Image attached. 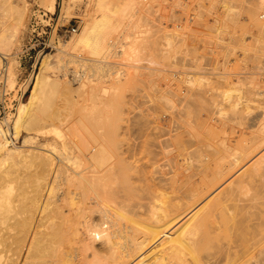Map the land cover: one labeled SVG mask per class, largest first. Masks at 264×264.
Instances as JSON below:
<instances>
[{
	"label": "bare ground",
	"instance_id": "6f19581e",
	"mask_svg": "<svg viewBox=\"0 0 264 264\" xmlns=\"http://www.w3.org/2000/svg\"><path fill=\"white\" fill-rule=\"evenodd\" d=\"M7 1L13 9V3L10 0ZM71 1L67 0L66 2L64 11L66 16L70 14ZM43 2L44 5L54 4V0H43ZM134 2L129 0L123 14L134 15L138 11L136 2ZM85 3L89 17L84 21L81 33L70 41L57 46V53L49 54L42 63L18 125L19 139L12 141L14 148L3 146L8 141V135L0 127V164L4 165V168L6 166L4 170L0 167L2 170L0 171V223L5 219V214L2 212L3 203L7 202L12 194L10 190L12 187L9 188L7 177L11 175L12 167L19 171L16 165H19L20 161L17 163L16 159L21 158L23 163L28 166L30 164L29 168L33 167L34 192L36 194L30 198H24L28 201H24V205H22L24 211L23 219L20 216L22 221L18 223L19 225H15L17 236H0V264H176L174 260L181 261V264H188L187 261L190 263V258L193 256L195 258L197 248H201L200 243L204 244L200 241L202 239L199 236H238L239 239V236L242 238L243 236L258 237V232L264 236L262 234L264 233L262 230L264 228V154L252 162L264 151V66L260 65V63H264V61L261 62L264 57V0H244L241 2V4L244 3L245 8H242L244 10H241L242 13H235L238 15V19L231 21L232 23L238 21L243 32L240 36L242 43H239V46L242 44L240 46L242 47V57L239 56L240 67L237 74L233 72L236 77H233L231 71L223 74L224 77L221 79L225 81V84L222 82L223 80L220 81L224 84L223 87H217L216 84L211 90L210 86L205 95L195 93L193 99L195 105L196 103L201 104L202 107L197 106L207 113L211 123L219 121V124L215 125L216 128L223 130L228 123L240 127V134L236 138L237 143L232 144L229 141L230 138L223 139L218 134L212 136L214 141L211 142V137H207L209 140L205 139L207 141L206 148H202L206 150L199 153V157H197L198 160L202 154L201 156L204 158L201 160L204 172L201 173L198 183L195 182L197 180L185 179L187 181L184 180V188L186 187L184 189L178 188L181 183L178 184L179 186L175 184L177 187H174L173 182H178L174 179L171 187L164 186L161 181L158 183L159 185L147 187L146 190L132 186L133 184L129 182L132 177L130 178L131 175L129 174V176L126 171L128 165L119 160L120 165L117 168V162H111L114 158L110 154V144L105 139L95 137L91 131L86 132L89 138H85L82 145H77L67 141L63 133H60L62 131L55 128L54 131H50L56 136L52 143L41 148L33 146L38 136L44 134L41 125L44 123L46 125L48 119H52L51 117L57 120L58 116L53 108L55 113L50 111L52 106L50 107L48 95H46L49 91L47 89L50 87L52 89L53 86L59 88L61 90L59 93L64 100L76 96L87 101L99 98L102 100V93L106 92L104 84L108 81L107 79L115 76V80H120V76L123 74L118 68L120 64L110 63L109 57H121V60H126L127 65L132 68L134 66L132 63L138 57L143 36L137 31L138 29H135V24H132V17L123 25L127 28L124 32L127 31L128 34L125 37L120 36L112 40L110 32L113 31L112 27L116 22L113 19H108L110 0H87ZM228 14L230 15V13ZM229 18L234 19L231 16ZM220 25L223 28L224 24L220 23ZM250 25L253 28L252 31L248 29ZM221 32L226 34L227 31ZM169 37L167 34L162 36L163 39H166L167 45L172 46ZM222 37L219 40L226 42ZM233 40L231 36V42ZM229 44L231 45V43ZM250 46L254 48L252 51L255 56L248 58ZM4 55L0 51V65L1 63L9 65L7 56ZM53 59H55L54 64L52 63ZM257 59L258 61H256ZM249 60L257 62V64L250 66L248 65ZM50 72L58 73L57 76L55 73L54 81L50 80ZM112 72L115 73L112 75ZM4 78L9 80L10 75L6 74ZM203 79L201 77L198 79L201 84H203ZM203 85L205 87V84ZM56 94L58 93L56 92ZM167 100L169 101L168 97L165 98V101ZM195 105L193 107L190 104L191 109H188V113L194 111ZM10 123V119H5L3 127L9 128ZM193 126L194 124L188 126L190 134L201 135ZM194 129L196 130L194 131ZM28 143L32 144L28 145L31 150L20 151L24 147L27 148L26 144ZM244 162H246L245 164L252 163L240 178L228 186L226 192L213 197L209 203L203 205L185 220L191 212L201 206V202L205 198L212 196L215 190L217 191L225 182L230 181L231 179L226 180L243 167ZM202 165L198 171L202 170ZM189 175L191 176V174ZM119 180L122 184L118 182ZM166 180H164L165 183ZM74 183L79 188L77 191L69 190L66 192L67 194L62 191L57 198L52 197L58 188L61 190L63 185ZM252 185L255 186L253 193H251ZM137 189L145 191L146 197L140 194L141 191L138 193ZM243 194H245V198L247 196L250 198L242 200ZM139 196L141 201H146L145 206L141 202L139 203ZM133 201L139 204H135ZM241 202L243 204H240ZM67 207L69 210L65 215ZM142 208H144V212L141 211ZM223 212H228L227 220L216 222L218 215ZM94 213L98 214V219L92 218L91 214ZM46 216L53 229L59 220L69 236H53L55 234H51L52 231L48 230L44 222ZM211 224L213 226L209 228ZM222 233H226V235ZM213 239L215 238L212 237L211 240ZM244 239H242L243 242ZM254 239L258 238L254 237ZM97 240L102 242L100 251L95 249ZM206 244L210 245V243ZM233 245L236 246V243ZM253 248L251 247L250 250L252 251ZM233 250L235 253L236 250L234 248ZM49 252H55V254L49 255ZM232 253L233 251L231 255ZM243 253L241 252V254ZM239 254L237 255L240 258ZM179 255L181 256L180 260L177 259L180 258ZM175 256L176 258L173 259ZM248 256L249 260L248 263L245 261L246 264H264V251L260 252L259 258L256 255ZM188 258L189 260H187ZM239 258L237 259L240 260ZM195 259L192 260L193 263H196ZM202 260L205 261V259ZM209 260L211 259H208V262ZM177 263L180 264V262ZM200 263L202 262L200 261ZM215 263L217 262L215 261Z\"/></svg>",
	"mask_w": 264,
	"mask_h": 264
},
{
	"label": "rangeland",
	"instance_id": "374dc122",
	"mask_svg": "<svg viewBox=\"0 0 264 264\" xmlns=\"http://www.w3.org/2000/svg\"><path fill=\"white\" fill-rule=\"evenodd\" d=\"M132 1H135L136 3H134L138 7V11L134 15L128 13L123 14L129 0H110L108 19H113L116 22L115 26L112 27L113 31L110 32L112 40L120 36L125 37V35L128 34L127 31L124 32L127 28L123 25L126 24L131 17L132 24L136 26L135 29H138L137 31L143 36L138 57L136 61L132 63V66L134 65L133 68L127 65L128 62L126 60H121V57H109L108 61L110 63L116 65L120 64L118 68L121 69L120 71L123 74L120 76V80H115V76L107 79L108 81L104 84L106 92L104 91L102 93V100L99 98L93 101H87L82 97H77L76 94V97L64 100L59 93L61 90L52 85L53 88L51 89L50 87L47 89V91H49H46V95H48L50 107L52 106L50 111H55L58 114L56 117L57 120L51 117L52 121L49 118L47 124H43L45 128L41 125L43 128L42 132H44L45 135L40 134L38 138L36 137L37 139L33 146L41 148L44 147V145L52 143V141L56 139L55 134L51 133L55 128L62 131L60 133H63L67 141L74 142L77 145H82L85 138H89V135L87 136L86 134L88 131H91L95 137L105 139L110 144L112 150H110V154L114 158H112L113 160L111 162H117V168L120 165V161L128 165H126V171H128V173H126L131 175L129 176L132 178L129 179L132 182L130 180L129 182L133 184V187L146 190L147 187L157 185L162 181V184L166 187H171L173 183L174 185L181 183L178 188H184L185 181L197 180L195 182L198 183L201 173L204 172V166L201 161L204 158L201 156L202 154H200L201 159L199 158L197 160V157H199V153L206 150L202 148H206L205 144H207V141L205 139H207V137H211V142L214 141L212 138L218 134L223 139L226 137V139L230 138L229 141L232 142V144H236V138L240 134V127L233 125V123H228L229 125L227 124L225 126L226 128L224 127L223 130L221 128H216L215 125L219 124V121L211 123L207 113L202 111V108L199 109L198 106H201V104L198 105L196 103L195 105L193 99L195 93H202L205 95L207 89H210V86L211 90H213L216 84L217 87H223L225 84V81L221 79L224 77L222 76L223 74L231 71L230 73H232L233 77H236L235 73L237 74L240 67L239 58L242 57V47H240L242 44L239 46V43H242L240 41V36H242L241 34L243 32L240 24L237 23L238 21L233 23L231 21L238 19V15L235 13H242L244 10H242L244 3L241 4L244 0ZM8 2L7 0H0V51L7 56L4 55L9 62V65H3V63L0 65V102L7 98L6 105L8 107L7 116L0 119V127H2L9 136L8 141L3 146L14 148V143L12 141H17L19 139L17 135L19 121L25 111L43 61L49 54L55 55L57 53L56 48L61 45V43L70 41L73 37L81 33L85 23L84 21L89 17V11L85 3L87 0H74L73 2L75 4L71 1V9L68 16L64 15L67 0H54L53 5H44L43 0H10V2L13 3V9H11ZM227 13H230V15H227ZM230 16L234 17V19L229 18ZM227 21L229 22L227 23ZM220 23L225 26L223 25L222 28ZM251 27V25L248 27L250 31L253 30ZM72 29H75L76 32H73ZM221 31L227 32L225 34ZM236 31L237 33H234ZM164 34L170 36L169 40L172 46H168L166 39L162 38ZM233 34L235 35L234 37ZM217 35L225 36L226 38L222 37V39L226 42H221V40H219L221 36L217 39ZM229 36L230 38L228 39ZM231 36L232 40L234 39L232 42ZM249 42H251L250 39ZM228 43H231V45L229 44V46ZM43 44H45V46L49 45L50 47L46 49L43 47ZM252 49L254 50V48L250 46L248 58L255 56ZM263 58L261 62L264 61ZM54 61L55 59L52 60L53 64L55 63ZM256 61H258V59ZM253 62L254 61L249 60L248 65L252 66L257 64V62H254V64ZM260 65L264 66V63H260ZM8 66H10V68H7ZM11 66L13 70H11ZM223 67L228 71L224 70ZM6 69L7 71H5ZM55 73L56 72H50L51 81L56 79L54 77H56L58 73H56V76ZM114 73L115 72H112V75ZM6 74H9L12 79L9 78V80H6L4 78ZM200 77L201 79L204 78L202 81L205 87L199 82L198 79H200ZM56 92L58 94H56ZM166 97H168L171 102L168 100L165 101ZM101 101H103V103H101ZM190 104L193 107L195 105L196 110L192 108L194 111L188 113V109H191ZM12 108H14L13 112ZM2 116H4V114ZM5 119L11 120L10 129L3 127ZM189 121L191 125L194 124L193 128L195 127L203 136L199 135V133V136H197L196 133V136L190 134V128H188L190 125ZM55 122L56 125H54ZM47 125L51 126L49 127ZM196 129H194V131ZM222 132L224 136L221 134ZM210 133L213 134L210 135ZM219 136L218 138H220ZM26 145L27 148L24 147L20 151L31 150L28 145L32 144L28 143ZM199 149L202 150L199 151ZM195 154L198 155L196 156ZM263 154L264 151L254 158L252 162ZM15 161H20L19 165H16L19 171L16 170L15 167H12L14 171L11 169V175L7 177L8 179L6 178L9 181L8 183H11V185L8 184V186L9 188L12 187V189L10 188L12 194L9 200L3 203L2 212L5 214V219L0 223V236H17V228L15 225L22 221L20 220L22 216L24 217L22 205H24V201H28L24 198H30L36 195L34 192L35 179L33 176V167L29 168L31 167L30 164L28 166V164L23 163L21 158ZM252 162L249 164H245L246 162H244L243 167L235 171L226 180L228 181L231 179L230 181L227 183L225 182L217 191L215 190V192H213L214 194H211L212 196L205 198L203 202H201V206L191 212L185 220L192 216V214L203 205L209 203L213 197L226 192L228 186L233 181L240 178L248 170ZM200 164L202 165V170L198 171L200 170ZM3 166L4 165L1 166L0 164V167L3 168L2 170L6 168V166L5 168ZM189 174H191V176ZM174 179L178 180V182L172 183ZM164 180L167 182L165 183ZM168 181H171L169 182L170 184ZM118 182L121 183L120 180ZM176 185L174 187H177ZM251 187L253 189L251 193H253L255 186L252 185ZM78 189L75 183L66 184L62 186L61 190L58 188V191L53 193L52 197L57 198L62 191L67 194L66 192L69 190L77 191ZM142 189H140L141 192L137 189L138 193L140 192L141 195L146 197L145 191L143 192ZM136 196L135 198H138ZM244 196L245 194H243V197L241 196L242 200L250 198V196H247V198ZM139 199L140 201L137 199L136 201H139V203L141 202V204L145 206L146 201H141L140 196ZM133 200L135 201V199ZM137 203L138 202L135 204ZM240 204H243V202ZM143 209L144 208H142L141 211H143ZM68 210V207L65 208V215L68 214ZM91 215L94 219L99 218L97 213ZM228 216V212H223L218 215L216 222L226 221ZM18 220L20 221L18 222ZM44 222L48 230L52 231L51 234H55L53 236H69L64 225L59 220H57L54 229L47 216ZM212 226L213 224H211L209 228ZM262 230H264V228H262ZM258 234V237L245 236L246 239H244V236L243 238L239 236V239L237 238L238 236H199L202 239L200 241L204 242V244L200 243L201 248H197L198 251L195 254L196 259L193 256L190 258V263L189 261H187V263L199 264L201 261L202 263L200 264H244L245 261L247 262L249 260L248 255H256L259 258L260 252L264 251V236ZM224 235H226V233ZM212 237L215 239L211 240ZM228 237L229 239H227ZM231 237L232 239H230ZM254 237L258 239L261 237V241L260 239L259 241L258 239H254ZM241 238L250 246L246 245ZM255 241L256 244L258 243L257 246ZM206 243H210V245ZM235 243L236 246L233 245ZM243 244H245V247H243ZM230 246L237 251V253L235 251L236 256L233 248ZM247 246L250 248L248 249ZM251 247H254V250L252 249L251 251ZM255 247L257 248L255 249ZM101 248L102 242L97 240L95 249L100 251ZM230 248L232 249L230 250ZM232 251L234 254L232 253L231 255ZM241 252L245 254H241ZM247 253L248 255H246ZM48 254L53 255L55 252H49ZM237 254H239L240 258ZM10 255L13 254L10 253ZM175 258L176 256L173 257V259ZM193 258L196 263H193ZM177 259L180 260L181 256ZM202 259H205V261ZM208 259L211 260L208 262ZM187 260H189V258ZM174 261L176 264H179L177 262L181 264V261ZM215 261L217 263H215Z\"/></svg>",
	"mask_w": 264,
	"mask_h": 264
},
{
	"label": "built area",
	"instance_id": "2783aa9c",
	"mask_svg": "<svg viewBox=\"0 0 264 264\" xmlns=\"http://www.w3.org/2000/svg\"><path fill=\"white\" fill-rule=\"evenodd\" d=\"M73 32H76L75 29H72ZM43 47H45L46 49L49 48L50 46L47 45L45 46V44H43ZM6 96V95H5ZM6 102H7V98L3 99L2 102H0V119L2 118H5L7 116V105H6ZM14 107V105H13ZM14 108H12V112H13ZM4 114V116H2Z\"/></svg>",
	"mask_w": 264,
	"mask_h": 264
},
{
	"label": "trees",
	"instance_id": "16d2710c",
	"mask_svg": "<svg viewBox=\"0 0 264 264\" xmlns=\"http://www.w3.org/2000/svg\"><path fill=\"white\" fill-rule=\"evenodd\" d=\"M23 114H24V113H23ZM23 114H22V116H23ZM22 116H21V119H22ZM21 119H20V121H21ZM20 121H19V122H20Z\"/></svg>",
	"mask_w": 264,
	"mask_h": 264
},
{
	"label": "crops",
	"instance_id": "0c3cea01",
	"mask_svg": "<svg viewBox=\"0 0 264 264\" xmlns=\"http://www.w3.org/2000/svg\"><path fill=\"white\" fill-rule=\"evenodd\" d=\"M7 138H9V136H7ZM11 139V138H10Z\"/></svg>",
	"mask_w": 264,
	"mask_h": 264
}]
</instances>
